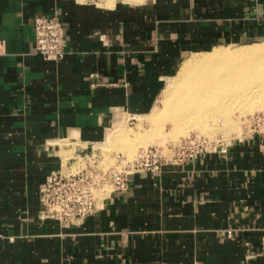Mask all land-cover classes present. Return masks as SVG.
<instances>
[{"label":"crops","instance_id":"0c3cea01","mask_svg":"<svg viewBox=\"0 0 264 264\" xmlns=\"http://www.w3.org/2000/svg\"><path fill=\"white\" fill-rule=\"evenodd\" d=\"M40 14L64 23L63 60L35 51ZM261 39L264 0H0V264H264V131L134 174L80 223L40 200L70 150L153 110L192 53Z\"/></svg>","mask_w":264,"mask_h":264},{"label":"built area","instance_id":"2783aa9c","mask_svg":"<svg viewBox=\"0 0 264 264\" xmlns=\"http://www.w3.org/2000/svg\"><path fill=\"white\" fill-rule=\"evenodd\" d=\"M34 25L36 53L46 59L63 60L67 53L68 39L61 18L40 14L36 16ZM262 131L264 127L253 132ZM217 144L219 142L205 136H189L166 148L160 145L142 147L134 157L117 153L114 165L109 168L101 166L100 156L95 152L98 148H92L89 153H78L68 162V166L47 175L40 188L43 214L58 220L62 226L80 223L101 209L113 192L127 191L131 186L132 175L159 173L166 164H180L196 159ZM227 233L232 236L233 230Z\"/></svg>","mask_w":264,"mask_h":264},{"label":"bare ground","instance_id":"6f19581e","mask_svg":"<svg viewBox=\"0 0 264 264\" xmlns=\"http://www.w3.org/2000/svg\"><path fill=\"white\" fill-rule=\"evenodd\" d=\"M180 72L187 82L174 89L168 98L166 96L162 110L159 109L154 116L156 137L158 132L162 133L163 121L173 122L175 137L188 128H195L199 135H207L210 129H216L221 123L224 127L232 124L235 109L251 112L258 105L261 107L260 99L264 98V42L215 47L208 55L188 59ZM127 132L126 128L114 130L110 142L127 140ZM133 145L129 144V149H133ZM68 162H64L65 167Z\"/></svg>","mask_w":264,"mask_h":264},{"label":"rangeland","instance_id":"374dc122","mask_svg":"<svg viewBox=\"0 0 264 264\" xmlns=\"http://www.w3.org/2000/svg\"><path fill=\"white\" fill-rule=\"evenodd\" d=\"M133 1H143V0H133ZM262 41L263 40L261 39V40H251V41H244V42H235V43H232V45H235V46L236 45H239V46L254 45L256 44V42H262ZM229 44L230 43H221L219 44L220 46L218 45V47L228 46ZM214 49L208 48V49L202 50L204 52L200 51L202 53H199V54L192 53L190 56H192L191 58H199V57L208 55L210 51ZM186 82H187V78L184 77L181 72H179L176 76L169 78L163 92L161 93L156 103L157 105L155 106L153 110H151L149 113L145 115H138L133 118L131 117V115L128 116L127 122L124 126L128 131L127 140H119V141H113V142L108 141L107 143H103L100 145L95 144V148H98L97 151L95 152L98 153V155L100 156L101 166L105 168H109L113 166L115 163L114 158L117 153H123L128 157H134L137 154V152L140 150V148L147 147L150 145H160L166 148L168 145L173 144V143L176 144L180 142L182 139L187 138L189 136H191L192 138H194L195 136H205L207 137V139H210L212 141L219 142V143H222V142L225 143V142H230L234 139L245 137L248 134L252 133L253 131L260 130L264 127V106H263L264 98H261L260 99V101L262 100V102H260V104L262 105L261 107L260 105H258L259 107L257 109L255 108V110H251V112H248L249 110L244 112L240 110L237 111L235 109L234 111L236 112L233 113L234 117H233L232 124H229L224 127L222 126V123H221L220 124L221 126H218L216 129H213V128L210 129V132L207 135L206 134L199 135L198 130H196L195 128H192V129L188 128L184 133H181L180 135H178L179 137L178 136L175 137L173 136V133H175L174 130L176 127L173 124V122L167 120L161 123L162 133L160 135V133L158 132L157 137H156L155 130L157 128V122H155L154 116L156 115L159 109L162 110L164 106L163 104L164 99H167L170 96L169 94H171L174 91V89L180 87L179 85L184 86ZM255 107H257V105ZM170 134L172 135V137H170L171 136ZM161 136L163 137L166 136V138L165 139L160 138ZM150 138L151 139L154 138V139L151 140ZM128 143L135 144V146L133 145V149H129ZM73 151L70 150V153H69L70 156H74V155H77L78 153H81V152L74 153ZM83 152L89 153L91 151H83Z\"/></svg>","mask_w":264,"mask_h":264}]
</instances>
